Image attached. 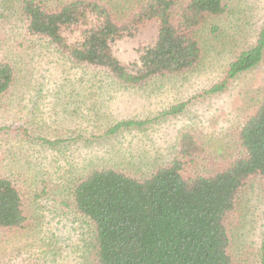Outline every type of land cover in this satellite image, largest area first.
<instances>
[{
    "label": "trees",
    "instance_id": "trees-1",
    "mask_svg": "<svg viewBox=\"0 0 264 264\" xmlns=\"http://www.w3.org/2000/svg\"><path fill=\"white\" fill-rule=\"evenodd\" d=\"M10 4L11 0H0L4 12ZM15 4L25 37L46 41L72 63L104 70L124 86L190 71L210 51L212 56L229 57L220 78L204 91L215 94L264 58V13L253 42L245 44L246 15L233 10L230 0H19ZM147 20L157 23L155 39L140 46L133 61L121 62L111 44ZM64 31L76 33V39L68 42ZM14 82L12 63L0 58V96ZM186 105H170L158 117L180 114ZM146 123L118 121L108 134ZM228 133L214 146L213 140H204L194 129L180 128L166 157L94 166L72 180L60 202L88 225L85 245L91 264H241L230 253L236 230L233 218L238 216L247 182L255 178L264 185V94ZM19 180L0 176V231L27 228L30 209L39 211L41 192L29 190ZM260 263L264 264V244Z\"/></svg>",
    "mask_w": 264,
    "mask_h": 264
},
{
    "label": "rangeland",
    "instance_id": "rangeland-1",
    "mask_svg": "<svg viewBox=\"0 0 264 264\" xmlns=\"http://www.w3.org/2000/svg\"><path fill=\"white\" fill-rule=\"evenodd\" d=\"M11 4L9 11L0 8V58L7 57L15 71L14 84L0 96V176L18 177L43 198L39 211L30 209L27 228L0 231V264H91L88 225L60 202L68 184L90 167L166 157L180 128L194 129L215 146L264 94V58L215 94L204 91L220 78L229 57L210 51L190 71L124 86L104 70L72 63L46 41L25 37L18 6ZM230 7L246 15L245 44L253 42L264 0H230ZM157 30L154 20L137 24L111 44L114 55L133 61ZM64 36L68 42L77 37L70 31ZM179 102H187L182 113L158 117ZM131 119L148 123L108 134L116 122ZM240 198L230 253L241 264H261L264 185L250 179Z\"/></svg>",
    "mask_w": 264,
    "mask_h": 264
}]
</instances>
